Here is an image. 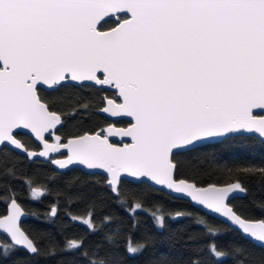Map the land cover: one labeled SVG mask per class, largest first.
Returning <instances> with one entry per match:
<instances>
[{"label":"snow or ice","instance_id":"obj_1","mask_svg":"<svg viewBox=\"0 0 264 264\" xmlns=\"http://www.w3.org/2000/svg\"><path fill=\"white\" fill-rule=\"evenodd\" d=\"M71 82L114 88L118 99L104 97L99 111L132 122L61 142L55 132L64 121L39 92L42 85L57 89ZM21 129L42 141L43 151H30L17 139ZM46 133L55 143L48 142ZM246 133L264 138V0H0V147L11 146L29 158L68 149L66 160H52L60 169L74 163L104 169L108 186L118 196L126 179L155 182L221 214L264 246V220L250 222L228 203L235 193L246 194L242 183L200 188L178 178L181 153ZM112 136L131 142L119 147L110 142ZM241 171L264 175V166ZM31 192L34 199L43 194L38 188ZM2 201L8 204V215L0 217V234L11 243L0 244V264L17 246L33 256L56 255L55 246L44 253L22 230L24 213L15 195ZM126 210L135 227L144 205L136 202ZM56 214L53 206L51 215ZM150 215L157 228H164L168 219L187 214L166 217L157 210ZM79 222L97 231L94 213ZM119 235L105 237L116 251L102 257L98 251L91 256L81 251L82 239L67 240L61 250L80 251L89 264H119ZM206 235L214 240L218 230L207 226ZM149 247L150 237L134 242L129 236L124 244L132 257ZM207 251L212 264L230 255L241 257L238 264H244L242 247L234 246L230 254L210 242ZM148 264L178 261L161 253ZM183 264L202 261L197 255Z\"/></svg>","mask_w":264,"mask_h":264},{"label":"trees","instance_id":"obj_2","mask_svg":"<svg viewBox=\"0 0 264 264\" xmlns=\"http://www.w3.org/2000/svg\"><path fill=\"white\" fill-rule=\"evenodd\" d=\"M39 94L49 103L50 109L61 115L64 124L55 134L60 135L62 140L106 125L109 120L98 109L103 106L104 97L116 98L112 90H101L87 84L80 87L71 83L57 89L40 87ZM116 123L126 125L127 121L119 119ZM16 135L28 148L39 147L27 134L16 132ZM48 138L53 137L48 135ZM177 160L180 168L178 177L197 185L242 183L246 194L233 197L230 204L244 217L264 220V211L261 210L264 208V175L241 171L245 167L264 166L261 164L264 161V140L252 134L222 138L194 152L181 153ZM8 169L11 172L5 174ZM33 186L43 190V194L35 199L31 192ZM13 194L28 212V216L21 221L23 229L44 253L52 246L56 247L57 253L33 256L17 246L3 264H89L80 251H62L66 241L82 239L84 248L81 251H86L89 256L98 251L102 257L108 251H116L109 247L105 237L117 232L120 233L119 264H148L151 258L159 257L161 253L177 259L178 264L197 255L202 264H212L207 251L210 242L230 254L234 246L242 247L245 250L244 264H264V247L245 238L238 230L202 211L187 199L147 182H129L127 179L119 185L118 196L112 192L102 173L86 172L78 167L59 171L50 161L39 158L29 160L10 147H0V215L7 208L2 197ZM136 202L142 203L145 211L135 216L133 227V217L126 209ZM52 206L57 208L55 216L50 213ZM157 210L158 214L166 217L176 212L187 215L178 220L168 219L164 228H157L150 215ZM89 212L94 213L96 232L89 231L79 222L80 218H87ZM71 217L78 219L74 221ZM105 217L110 218V223H104ZM199 219L206 223L197 224ZM207 226L218 230L214 240L206 235ZM129 236L134 242L150 237L149 249L139 256H128L124 244ZM0 239L2 244L11 243L4 235L0 234ZM197 248L201 251H193ZM240 259L230 255L221 258L217 264H238Z\"/></svg>","mask_w":264,"mask_h":264},{"label":"water","instance_id":"obj_3","mask_svg":"<svg viewBox=\"0 0 264 264\" xmlns=\"http://www.w3.org/2000/svg\"><path fill=\"white\" fill-rule=\"evenodd\" d=\"M106 30H107V28H106ZM71 84H77V83H76V82H71ZM77 85H78V84H77ZM40 87L49 90V88H48L47 86H43V85H42V86H40ZM105 88H106V89H111V90H113V91L115 92V96H116V98H117V93H116V90H115L114 88H109L108 86H105ZM108 98H109V99H114V97H111V96L108 97ZM117 99H118V98H117ZM118 102H120V101L118 100ZM103 106H105V101H104V103H103ZM103 106H102V107H103ZM99 109H100V108H99ZM99 109H98V110H99ZM50 110H52V109H50ZM52 111H55V110H52ZM255 111H259V110H255ZM56 112H57V111H56ZM99 112H100V111H99ZM57 113H58V112H57ZM100 113L104 114L107 118H109V120H111V122H110L108 125H106V126H104V127H101V128H98V129L95 130V131H85V132H82V133H79V134H76V135L69 136L67 139L62 140L61 142H63V143H67V140H68V139H71V138H73V137H75V136L83 135V134L86 133V132L91 134V133L96 132V131H99V130H101V129H107V127H108L109 125H113V126H115V127H117V128H126V127L129 126L130 122H132L130 117H112V116H110V114L103 113V112H100ZM58 114H59V113H58ZM119 119H124V120H126V121H127V124H126V125H119V124H116L115 122H116L117 120H119ZM59 127H60V125L57 126V129H58ZM16 132H22V133L27 134L28 136H30V137H31V138H32V139H33V140L39 145V148H37V149L28 148L30 151H35V152L43 151V142L37 140V139L35 138L34 134H32V133L30 132V130L21 129V130H17ZM246 134H252V135H255V136L261 138L262 140H264V138L260 137L258 133H246ZM45 136H46V139L48 140L49 143H55V140H54V139H49V138H48V134H47V133L45 134ZM17 139H20V138L17 136ZM220 139H222V138H216V139H214V140H212V141H210V142H215V141H218V140H220ZM20 140H21V139H20ZM109 140H110L111 143H114V144H116V145L119 146V147H122L124 143H130V142H131L130 138H127V137L122 138V137L112 136V137H109ZM21 142H22V141H21ZM210 142H209V143H210ZM22 143H23V142H22ZM8 147H10L11 149H13V150H15V151H17V152H19V153L25 155L29 160H32V159H34V158H39L40 160H43V161H50L51 164H52V166H53L56 170H59V171H63V170H65V169L72 168V167H78V168H81L82 170H84V171H86V172H99V173H102V174L107 178V180L109 179V174H108V173L106 172V170H104V169H99V168L89 169V168H87V166H85V165H81V164H79V163H74V164H72V165H68V167L65 168V169H60L58 165L52 163V160H66L67 157H68V155H70L68 149H61L59 152H56V153H50L49 156H47V157H40V156H37V157L29 158V157L26 155V153H24L23 151H21V150H16V149H14V148L11 147V146H8ZM178 178L185 179V178H182V177H178ZM131 179H132V178H129V179H127V180H131ZM185 180H187V179H185ZM187 181H188L189 183H194L193 181H190V180H187ZM145 182H147L148 184H150V185H152V186H154V187H156V188H160V189H162V190H165V191H167V192H169V193H171V194H173V195H175V196H178V197H181V198H184V199H187V200L191 201L196 207H198V208L201 209L202 211H204V212H206V213H208V214H210V215H212V216H214V217H216V218L222 220L223 222H225L226 224H228V225L231 226L232 228L238 230V231L242 234V236H244L245 238H248L249 240H251L252 242H254L252 238H250V237L247 236L246 234L242 233V231L239 230L238 226L234 225V224H233L230 220H228L226 217H223L221 214L214 213V212H212L211 210L207 209L205 206L198 204L196 201H193V200L191 199L190 196H187V195L184 194V193H175L173 190L167 189L165 186H162V185H157V184H155V182H152V181H145ZM233 183H236V182H227V183H207V184H204V185H197V184H196V186H197V187H200V188H208L210 185L215 184L217 187H222V186L230 185V184H233ZM33 188H38V189L41 190V192L43 191L41 188L36 187V186L31 187V190H32ZM240 194H241V193L237 192V193L234 194L233 197L238 196V195H240ZM16 200H17V199H16ZM229 201H230V200H229ZM229 201H228L229 205L232 206V205L230 204ZM9 202H10V201H9ZM17 203L21 206V204L18 202V200H17ZM52 207H53V206H52ZM232 207H233V206H232ZM21 210H22V212L24 213V215L21 217V221H22V220H24V219L28 216V212L25 211V209H24L22 206H21ZM50 213H51V211H50ZM237 213H238V212H237ZM238 214H239V213H238ZM6 215H8V204H7L6 212H5L4 214L0 215V217L6 216ZM241 216H242V215H241ZM242 218H244V219H246V220H248V221H250V222H253V223H256V222H258V221H260V220H263V219H261V218H247V217H244V216H242ZM21 221H20V224H21ZM21 228H22L23 231H25V230L23 229L22 226H21ZM0 231H2V230H0ZM25 233H26V235H28L26 231H25ZM1 235H3V234H1ZM4 236H5V237L11 242V240H10V238H9L8 236H6V235H4ZM254 243H256V242H254ZM0 244H2L1 239H0ZM256 244L259 245L258 243H256ZM259 246H260V245H259ZM19 247H20V246H19ZM262 247H264V246H262ZM21 248H22V247H21Z\"/></svg>","mask_w":264,"mask_h":264},{"label":"flooded vegetation","instance_id":"obj_4","mask_svg":"<svg viewBox=\"0 0 264 264\" xmlns=\"http://www.w3.org/2000/svg\"><path fill=\"white\" fill-rule=\"evenodd\" d=\"M97 87H99V86H97ZM105 90H111V89H106V88H104ZM113 91V90H112ZM106 97H110V96H106ZM112 97V96H111ZM108 120H109V118H108ZM111 122V120H109V122L106 124V125H108L109 123ZM116 123V122H115ZM117 124V123H116ZM106 125H104V126H106ZM119 125H121V124H119ZM103 126V127H104ZM50 139V138H49ZM52 139H54V138H52ZM39 148V147H38Z\"/></svg>","mask_w":264,"mask_h":264}]
</instances>
